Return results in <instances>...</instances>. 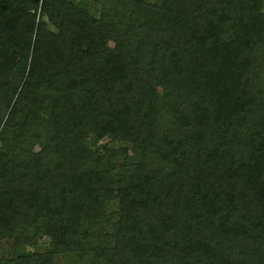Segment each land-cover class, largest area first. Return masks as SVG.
Instances as JSON below:
<instances>
[{
    "label": "trees",
    "instance_id": "obj_1",
    "mask_svg": "<svg viewBox=\"0 0 264 264\" xmlns=\"http://www.w3.org/2000/svg\"><path fill=\"white\" fill-rule=\"evenodd\" d=\"M0 264H264V0H0Z\"/></svg>",
    "mask_w": 264,
    "mask_h": 264
},
{
    "label": "rangeland",
    "instance_id": "obj_2",
    "mask_svg": "<svg viewBox=\"0 0 264 264\" xmlns=\"http://www.w3.org/2000/svg\"><path fill=\"white\" fill-rule=\"evenodd\" d=\"M89 10H90L91 13H94V11L91 8H89Z\"/></svg>",
    "mask_w": 264,
    "mask_h": 264
}]
</instances>
